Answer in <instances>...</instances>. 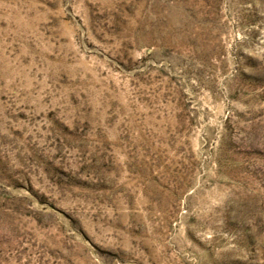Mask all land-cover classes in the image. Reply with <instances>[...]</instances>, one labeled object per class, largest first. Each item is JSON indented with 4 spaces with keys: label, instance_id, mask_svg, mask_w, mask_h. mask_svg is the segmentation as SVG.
Returning <instances> with one entry per match:
<instances>
[{
    "label": "rangeland",
    "instance_id": "1",
    "mask_svg": "<svg viewBox=\"0 0 264 264\" xmlns=\"http://www.w3.org/2000/svg\"><path fill=\"white\" fill-rule=\"evenodd\" d=\"M0 264H264V0H0Z\"/></svg>",
    "mask_w": 264,
    "mask_h": 264
}]
</instances>
